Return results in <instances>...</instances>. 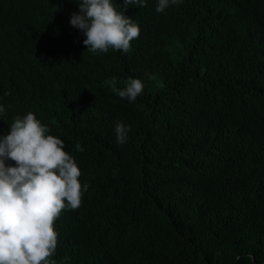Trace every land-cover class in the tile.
Segmentation results:
<instances>
[{"label": "trees", "instance_id": "trees-1", "mask_svg": "<svg viewBox=\"0 0 264 264\" xmlns=\"http://www.w3.org/2000/svg\"><path fill=\"white\" fill-rule=\"evenodd\" d=\"M204 1L216 12L155 53L139 40L94 55L69 23L76 0H0V49L28 42L40 62L57 51L77 66L40 75L33 107L81 170L80 208L53 224L56 264H264V0ZM174 8L132 11L150 33ZM112 78L143 93L121 99Z\"/></svg>", "mask_w": 264, "mask_h": 264}, {"label": "clouds", "instance_id": "clouds-1", "mask_svg": "<svg viewBox=\"0 0 264 264\" xmlns=\"http://www.w3.org/2000/svg\"><path fill=\"white\" fill-rule=\"evenodd\" d=\"M76 2L79 11L71 15L69 23L83 33V44L94 55L107 53L110 48L128 53L139 40L150 55L160 41L172 37L179 27H186L190 18L202 19L216 12L204 0ZM146 6L157 14L175 8L150 33H145L132 9ZM75 67L57 51L40 62L28 42L19 41L0 49V264H56L51 259L58 235L54 221L65 208L77 210L81 206L77 158L65 151L62 139L48 134L50 129L41 123L33 108L44 99L40 75L60 76L57 74ZM86 75H79L78 80L99 78L101 73L95 70ZM106 83L112 92L129 102H135L144 89L138 78H129L123 88L117 87L115 78ZM46 88L50 93V86ZM57 102L55 111L60 116L59 104L63 101ZM76 103L68 106L76 108ZM114 131L117 143L122 145L127 142L131 127L118 121ZM75 149L83 151L79 142ZM88 188L89 184L84 183L83 191Z\"/></svg>", "mask_w": 264, "mask_h": 264}, {"label": "bare ground", "instance_id": "bare-ground-1", "mask_svg": "<svg viewBox=\"0 0 264 264\" xmlns=\"http://www.w3.org/2000/svg\"><path fill=\"white\" fill-rule=\"evenodd\" d=\"M151 62V61H150ZM74 99V98H73ZM73 103V102H72ZM77 105H78V103H77ZM67 108V107H66ZM73 108V107H72ZM79 109V108H78ZM40 110V109H39ZM90 112V111H89ZM99 115H101V114H99ZM80 129V128H79ZM69 132V131H68ZM92 132V131H91ZM81 135H83V134H81ZM78 138V137H77ZM258 167V166H257ZM254 171V170H253Z\"/></svg>", "mask_w": 264, "mask_h": 264}]
</instances>
